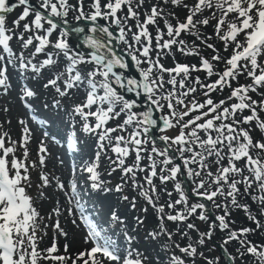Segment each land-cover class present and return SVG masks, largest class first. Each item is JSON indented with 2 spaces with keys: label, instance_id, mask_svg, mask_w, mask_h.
<instances>
[{
  "label": "snow or ice",
  "instance_id": "6c2138e0",
  "mask_svg": "<svg viewBox=\"0 0 264 264\" xmlns=\"http://www.w3.org/2000/svg\"><path fill=\"white\" fill-rule=\"evenodd\" d=\"M146 2L148 0H103V2L102 0H92L94 12L86 18L91 21H96L98 17L109 19L111 23L118 26L119 39L124 41L129 49L133 48V42L141 45V48L136 51L140 52V55L145 58L144 62L148 64V67L142 71L144 78L143 90L157 108L163 110L166 107L171 110L167 115L161 117L164 129H177L174 136L164 135L161 137L164 141L169 142L164 149H158L153 141L151 153L165 157L162 163L168 165L173 163L172 159L168 157V149L176 145L183 166L187 169V175L190 178H200L193 191L197 196H203L209 201H212L218 195H226L232 198L231 202L234 206H238L235 194L239 192L238 185L241 184L245 186V192L256 185L258 191L264 193V138L254 139L252 135V131L256 129L264 134V118L260 115L264 112V0H194L191 5L186 3L185 0H170L172 5L187 9L188 14L181 21L178 17H175L174 13H171L170 15H173L177 21L175 24L167 19L164 20L168 39H162L164 32L158 26L155 37L149 31L148 26L157 25V18L162 15V9L157 4H152L150 10L143 13L144 19L141 20V10ZM161 2L168 3L169 0H161ZM28 5L29 0H18V4L11 6H9L7 0H0V12H9L17 6H25L20 15L12 21L13 25L18 27L21 21H25L30 15V6ZM70 7L68 0H41L40 8L48 14L45 15L44 12L31 9L34 13V19L31 24L24 23L23 28L25 32H31L32 25H34L35 29L43 28L47 35H29L25 39L24 34L21 33L18 38L24 48L33 45L34 40L38 41L32 55L44 52L47 46L63 51V55L69 60L65 73H58L54 78L49 79L45 87L53 86L61 96H65L68 94V90L78 87L80 83H87L90 90L86 94V102L75 105L73 111L81 116L84 121H88L90 117L95 118L94 127L85 122L83 131L86 133L95 132L98 135L99 142H101V149L104 148L103 142L107 141L112 152L117 154L120 165L124 164L122 157H127L130 154L129 145L135 148L136 163L133 166L125 167L123 172L125 174L133 173V185L138 186L133 169L139 168L140 153L147 151L144 146L149 144V139L141 137L142 135L147 137L151 126L156 124V120L152 118L151 110L140 114L143 119L137 120L138 114L131 112L135 102L130 103L125 100L109 82V74H112L116 83L120 84L121 78L113 72V67L115 65L122 68L127 66L116 53H112V58L107 59V62H105V56H98L95 53L92 54L91 60H86L82 55H69V45L65 39H57L55 42L49 40L48 37L59 28L53 17H66ZM77 10L80 12V15L76 17L77 19L85 16L82 0H80V6ZM206 11L208 15H204ZM121 12L125 14L123 16L118 15ZM129 20L134 21V23L130 25ZM42 21L46 22V28ZM197 25L210 26L212 28L211 35L202 36L198 33V30L194 33L193 29H196ZM10 31L6 27L5 16L0 15V46H2L4 52L9 53L11 56L10 41L13 39L14 33L9 34ZM92 31L96 32L97 27L94 26ZM99 31L106 33L108 37L113 35L108 27H99ZM182 33L196 35L197 39H200L207 48L212 49L215 54L212 56L211 61L201 57L199 67L186 64L165 67L160 63V51L155 52V59L150 56L154 48L162 51L171 49L176 44L184 45L185 41L183 39H177ZM66 35L65 31H60V36ZM212 37L223 43L225 52L231 48L229 56L220 55L219 49L214 44L207 42ZM153 39H155L154 47ZM88 42L97 49L105 46L100 40L92 37H88ZM179 50L184 51L183 48ZM108 51L112 52V49L109 48ZM129 54L132 55V59L136 61L137 65L141 63L137 55L132 54V52ZM186 54L199 55V52L193 48ZM52 56L53 53H47L46 58L39 66L31 64L32 70L39 73L46 66L54 65L56 61L53 60ZM4 59L5 57L0 56V60ZM17 59L20 61L21 68L29 67V64L24 60L23 53ZM93 61L95 62L94 65L84 71L76 67L78 64L87 65ZM213 61L216 65L223 64V70L215 72ZM8 62L12 63L11 59ZM153 69H156L159 74L153 76ZM199 70L206 71L208 77L215 75L217 78L211 83L200 84L199 77H197L196 83L207 90L204 93L206 99L202 103L193 100L190 105H187L184 97H187L189 93H194L196 88L187 87L186 91L177 93L176 86L179 85V88L184 89L190 71ZM5 73L6 69L0 68V86L6 85L7 77ZM66 73L69 74L68 78L62 80L61 78ZM165 73L169 74L170 77L167 80L164 79ZM97 75L103 77L99 84L94 79ZM241 76H244L250 82L240 84L239 78ZM177 77H180V79L178 80ZM233 82H236L235 87H232ZM128 83L130 85L137 84V81L129 80ZM166 84L172 86L171 89L160 97L154 98L157 92H164ZM98 87L102 89V94H98ZM225 87L231 89L228 97L214 102L209 93L223 91ZM250 93L258 94L261 99H253ZM24 95L33 97L35 93L26 89ZM161 99L165 103H160ZM56 106H59V101L56 102ZM177 106H183L185 110L177 112ZM85 109H88V111H85ZM245 111L249 114L244 115ZM196 112L199 114L185 120L186 117L190 116V113ZM125 113L127 115L123 123H118L115 127L106 126L108 121L119 118ZM237 115H239V119H237ZM134 121L137 130L130 133L127 140L124 135H115L114 137L110 135L111 133L124 131L126 126L133 125ZM253 122L254 127H243V125H253ZM23 132V158L16 155L17 142H10L7 134L0 135V264H42V262H48V264H105V261L107 264H121V261L122 264H143L141 258H129L132 256V250H129L127 256L122 258L114 247L113 241L103 235L102 230H99L91 220L83 215L80 219L87 228L85 243L91 242L92 246L90 248L71 253L69 252L70 244L66 242L63 245V253H61L56 238H53L49 247L39 249L38 241L42 240L43 237L38 236V232L42 230L41 221L44 218L35 206L34 198L28 193V188L31 187L29 168L35 167L36 162L33 161L31 165L26 162L25 158L28 156L27 141L30 138L29 129L25 127ZM201 133L204 135L201 136ZM70 140L72 145L75 146L77 141L74 134ZM39 152L41 153L39 164L44 165V154L47 149L43 144H41ZM99 155L100 153L97 152V161ZM149 159H152L151 155H149ZM240 162H242V165ZM97 168L98 163H93L86 168L92 181L91 187L104 192L111 191V189L102 188L103 181L100 180ZM151 169V174L145 177L150 185L152 184V177L156 175L154 160ZM140 170L143 171V169ZM168 171L170 175L161 176L162 180L175 178L181 172V165L174 164ZM246 172L247 175H245ZM236 177H240V179ZM51 183L48 175L42 173L38 185L40 190L36 199L46 196L43 189L50 187ZM57 187L61 190L65 189L62 182H58ZM176 187L180 188V185L177 184ZM226 188L227 192H225ZM152 190H155L154 186ZM116 191H122L121 185L116 186ZM142 195L152 203V197L147 192H143ZM66 196L69 197L70 204L74 203L77 209L81 208L75 182H72ZM123 199L127 200L128 197L125 196ZM253 199H256V197L254 196ZM259 200L264 203V195L259 196ZM184 202H186V196L181 192L180 199L176 200L174 204H168L167 207L174 208L175 205ZM132 206H135L134 203ZM204 207L203 203L193 204L187 215H192L197 212L198 208L203 209ZM216 207L219 208L221 205L218 204ZM224 208L225 214L217 217L221 230L229 228V224L225 220V216L228 215L227 206L225 205ZM244 208L247 210V205ZM66 211L72 214L73 209L67 208ZM158 211L163 213L164 206L161 205ZM54 212L59 214V209H54ZM200 218L205 219L206 217L201 214ZM112 219L118 221L120 217L113 212ZM164 219V216L160 217V231L149 234L153 239L160 235H167L171 239L172 233L168 232L163 225ZM166 219L173 222L184 221L187 216L176 213L167 215ZM72 223L75 224L76 221L73 220ZM257 226H259L258 221ZM47 227L48 225H44L45 229ZM53 227L59 235L64 237L65 241L68 240V233L60 227L59 219L56 220ZM187 227L193 229L195 225L188 224ZM249 231H251L249 228L239 229L240 234ZM183 234L186 235V233ZM204 236L210 237L211 232L202 233L198 241L199 244L204 243ZM132 239V237H128L129 242ZM231 240H239L241 246L246 245V252L255 255L260 264H264V251H259L257 246L252 245L251 242L240 240L237 231H230L224 243L227 244ZM175 247L186 257H195L197 254V248L191 244L185 247L176 244ZM200 255L203 256V253H200ZM240 255L243 256L244 253H240ZM171 264H187V262L183 257L173 255ZM207 264H214V262L208 260Z\"/></svg>",
  "mask_w": 264,
  "mask_h": 264
},
{
  "label": "rangeland",
  "instance_id": "374dc122",
  "mask_svg": "<svg viewBox=\"0 0 264 264\" xmlns=\"http://www.w3.org/2000/svg\"><path fill=\"white\" fill-rule=\"evenodd\" d=\"M7 2L9 6L18 4V0H7ZM29 2L35 4V7L39 8L41 12H46L44 9L40 8L41 0H29ZM68 2L71 7L68 10V18H65L63 23H65V21L71 22L76 20V17L80 15V12L77 10L80 6V0H68ZM185 2L191 5L194 3V0H185ZM152 4H157L158 7L162 9V15L157 18V25L148 26L149 31L153 37H155L158 26L161 31L164 32L162 39H168L164 20L167 19L172 24H175L177 22L176 19L173 15H170L171 13H174L175 17H178L179 20L183 21L188 14V10L182 6L177 7L172 5L170 0L168 3H163L161 0H148V2L145 3L144 8L141 10V20L144 19L143 13L149 11ZM82 8L85 14L82 18L91 15L94 12L92 0H82ZM22 10L23 6H17L9 12H0V15L5 16L6 27L11 30L9 34L14 33L13 39L10 41V47L12 48L11 56L9 53L4 52L2 46H0V56L5 57L4 60H0V68L6 69L5 75L7 77L6 85L0 86V135L7 134V137L10 138V142H17L16 155L23 158V129L25 127L29 129L30 138L27 141L28 156L25 159L29 165L35 161L36 166L29 168L31 187L28 188V193L34 198L35 206L40 212V215L44 218L41 221L42 230L38 232V236L43 237L42 240L38 241L39 249H46L49 247L53 238H56L57 246L61 253H63V245L66 242L70 244L69 252L71 253L90 248L92 246L91 242L87 244L85 243L87 228L80 219L81 215H83L91 220L99 230H102L103 235L113 241L114 247L122 258L127 256L129 250H132V256L129 258H141L143 259V264H171V257L173 255L183 257L187 264H207L208 260L213 261L214 264H227L223 257L221 259L217 257L219 253H216L212 247L210 248L205 242L199 244L198 241L201 238V234L208 232H211V242H215L219 246H222L226 253L229 254L234 264H260L259 259L255 255L246 252V245L241 246L239 240H231L227 244L224 243L230 231H237L240 240L251 242L252 245H255L254 243L256 240H249L247 233L240 234L239 229L247 228V221L245 219L253 217L255 220H258L261 212H264L263 206H254L256 200L253 199V197H256L255 193L258 190L256 185H253L252 189L242 197L240 201L243 202H240L239 204V202L236 201L238 206H234L231 202L232 198L227 197L226 195H218L210 201L216 218L225 214L224 206H227L228 215L225 216V220L228 222L229 228L224 230H221V228L219 229L218 226L220 222L218 219V223L213 224L210 218L199 221L201 222V226H204V229L200 230V224H197L200 215L203 214L202 209L200 208L197 209L196 213L187 215L193 204L200 203L199 200H196L193 197L196 196L193 189L195 188L196 183L199 182L200 178H190L187 175V169L184 168V166V177L185 179L187 177V181L190 183L188 187L193 195L186 196V202L177 204L174 208L167 207L168 204H174L176 200L180 199L181 192L185 195L186 193L184 188H181L182 183H180L181 181L178 177L179 173L175 178H170L168 180L161 179V176L170 175L168 169L174 165L171 163L164 165L162 163V157L155 153H151V149L148 150L146 146L144 147L147 151L140 153L141 160L139 161V168L133 169L135 181L138 185L134 186L133 173L125 174L123 169L128 166H133L134 163H136L135 148L129 145L130 154L127 157H122V159H124V164L120 165L118 162V164H115L114 161L117 160V154L112 152L108 142H103L104 148L101 149V142L98 140V135L95 132L86 133L83 131V124L85 122L94 127L95 118L90 117L88 121H84L81 116L73 111L75 105L86 102V94L90 90L87 83H80L78 87L68 90V94L65 96H61L53 86L49 85L48 87H45L49 79L54 78L58 73H65L69 60L63 55V51L57 50L51 46H47L42 53L32 55L35 46L38 44V41L36 40H34L33 45H29L27 48L22 47V43L18 38L21 33L24 34L25 39H27L29 35H47L43 28L35 29L34 25H32L31 32L24 31V23L31 24L34 19V13L32 11H30L29 17L25 21H21L18 27L14 26L12 21L20 15ZM124 14V12L118 13V15L121 16ZM204 15H208V12L206 11ZM101 19L106 25H111L112 29H114V25L109 19L103 17H101ZM42 23L45 24L46 28V22L42 21ZM128 23L131 25L134 21L129 20ZM96 26L99 27L100 25L97 24ZM90 28L93 27L88 26V32H90ZM61 30L63 29L59 26L58 30L48 37L49 40L55 42L57 39H65L69 45V55H82L76 50V45L71 41L69 33L66 32V36H60ZM114 30L118 32L119 28ZM133 30L135 31L136 29ZM197 30L202 36H210L212 32L210 26L206 27L197 25L196 29H193V32L195 33ZM94 33L103 39L102 33L97 31ZM186 38L188 39L187 45L190 46L185 47L184 45L176 44L173 45L171 49H164L162 51L154 48V51L150 53V56L155 59V52L160 51V63L165 67H174L176 64H186L190 66L197 65L199 67L201 57L207 58L211 61L212 56L215 54L212 49L207 48L206 45L202 43L200 39H197V36L194 34L182 33L177 39L186 40ZM207 42L214 44L216 48L219 49L220 55L224 57L230 55L231 48L225 52L223 50V43L215 37H212V39H209ZM119 45L120 48L123 51H127L128 54L132 52V54L138 56L141 60L138 68L141 71L148 67V64L144 62L145 58L140 55L139 51H136L141 48V45L133 42L132 49H129L124 41H121ZM177 45L179 46V48H176L178 50L174 49ZM154 46L155 39H153V47ZM181 48L184 49L183 52L179 50ZM193 48L199 52V55L186 54ZM95 49L97 52L99 51L103 53V56H108L110 59L112 58V56L109 55V52L106 53L102 47ZM21 53H23L25 62L29 64V67L27 68L20 67V61L17 57H19ZM47 53H53L52 58L56 63L54 65L46 66L41 69L39 73L34 72L31 68V64H37V66H39V64L46 58ZM84 57L86 60H91L89 56ZM9 59H11L12 63L8 62ZM94 63L95 62L93 61L91 64L87 65L78 64L76 67L77 69L84 71L86 68H91ZM213 64L215 72L222 71L224 68L223 64L216 65L214 61ZM158 74V71L153 69V76ZM68 76L69 74L66 73L61 79H66ZM197 77H199L200 84L211 83L217 78L215 75L208 77L204 70L190 71L185 82L186 87L181 89L179 88V85L176 86L177 93L186 91L187 87H195L196 90L200 92L199 96L193 95L190 97L191 93H189L187 97H184L185 104L187 105H190L193 100L202 103L206 99L204 93L207 90L201 88L200 84L196 83ZM169 78V74L165 73L164 79L167 80ZM94 79L99 84L103 77L97 75ZM177 79L179 80L180 77H177ZM111 80L112 87L117 89V83H115L114 78L111 77ZM249 82L250 81L244 76L239 78L240 84H246ZM60 86L63 87L62 84H60ZM235 86L236 82H233L232 87ZM171 87L172 86L166 84L164 92H157L156 97L154 98H158L165 94L166 91L171 89ZM26 89L32 90L35 95L33 97L25 96L24 91ZM230 91L228 90L224 94L223 99L228 97ZM97 92L98 94H102V89L98 87ZM211 93H209V95ZM250 95H252L253 99H261L256 93H250ZM57 101H59L58 107L56 106ZM160 103L163 104L165 101L161 99ZM164 109L161 110L157 108V116L162 117L167 115L168 112H165ZM93 110H95V108H93ZM180 110L181 111L179 112H182L185 108L181 106ZM85 111H88V109H85ZM132 111L138 114L136 117L137 120L143 119L142 115H140L144 113L143 109L142 111ZM196 114L199 113H190V116L186 117L185 120ZM247 114L249 113L245 111L244 115ZM126 115L127 113L122 114L119 118L108 121L106 126L115 127L118 123H123ZM239 118V115H237V119ZM243 127H254V122L253 125H243ZM135 130L137 129L134 121L133 125H127L124 131L111 133L110 135L113 137L115 135H124L127 140L129 134ZM176 133V128H170L165 131V133H162V136H174ZM73 134L77 141L75 146L72 145L70 140V138L73 137ZM203 135L204 134L201 133V136ZM252 135L254 139L264 138V135H262L258 129L252 131ZM141 138L147 137L142 135ZM41 144L47 149V152L44 154V165L39 164V156L41 155L39 148ZM172 148L176 150L177 146L173 145ZM97 152L100 153L98 161L96 160ZM176 152L178 151L176 150ZM149 155L152 156V159H149ZM185 155H187V153H185ZM179 156L181 159L180 153ZM153 160L156 163V175L152 177V184L150 185L145 180V177L151 174ZM93 163H98L97 171L99 172L100 180L103 181L102 188L111 189V191L104 192L103 190H97L91 187L92 181L86 168ZM240 163L242 165V162ZM107 168L111 169V171ZM140 169H143V171ZM118 170L121 171L119 174L117 173ZM42 173L47 174L52 183L50 187L43 189L46 196L41 199H36L40 190L38 185L40 184V176ZM247 174L248 173L246 172L245 175ZM236 178L240 179V177ZM58 182H62L65 185L64 190L57 187ZM72 182H75L79 194L80 209H77L74 203L70 204L69 197L66 196V193L71 188ZM177 184L180 185V188L176 187ZM117 185H121L122 191H116ZM153 186L155 189L154 191L152 190ZM238 187L242 190L245 189V186L242 184L238 185ZM143 192H147L148 195L152 197V203L142 195ZM225 192H227V188L225 189ZM125 196L128 197L127 200L123 199ZM133 203L135 205L134 207L132 206ZM242 203L244 206L247 205V210L250 211L249 214H246L247 212L245 211L244 206H242ZM218 204L221 205V207H216ZM161 205L164 206L163 213L158 211V208ZM56 208L59 209V214L54 212V209ZM67 208L73 209L72 214H69L66 211ZM113 212L120 217V220L116 221L112 219ZM176 213L185 214L187 219L176 222L168 221L166 219L167 215ZM161 216L165 217L163 225L167 228L168 232L172 233L171 239H169L167 235H160L155 239L149 235L152 232L160 231ZM57 219H59L60 227L68 233L67 241H65L64 237L59 235L53 227ZM73 220L76 221L75 224L72 223ZM188 224L195 225V228L189 229L187 227ZM44 225H48V227L45 229ZM183 233H186V235ZM259 233L260 232L255 231L254 236L259 237ZM128 237L133 238L131 242H129ZM205 237L208 236H204L203 239ZM176 244H179L181 247H185L188 244L193 245L197 248L196 256H184V254L175 247ZM214 246L217 248L216 245ZM259 248L261 249L259 251H264V247ZM137 253L139 254L138 256ZM200 253H203V256H201ZM240 253H244V255L241 256ZM42 264H48V262H42ZM105 264H107L106 261Z\"/></svg>",
  "mask_w": 264,
  "mask_h": 264
},
{
  "label": "water",
  "instance_id": "95a60500",
  "mask_svg": "<svg viewBox=\"0 0 264 264\" xmlns=\"http://www.w3.org/2000/svg\"><path fill=\"white\" fill-rule=\"evenodd\" d=\"M88 23V22H86ZM85 23V24H86ZM84 25L81 23H77L76 25H68L66 26V30L71 33V38L72 40L77 44L76 48L83 53L84 56H92L93 51H88L86 52L82 45H83V39H84V33H81V29L80 27ZM116 44H114V52L120 57L122 58L123 62L127 65L126 67H123V71L125 72V75H120L121 78V83L118 85L120 88V93H122L121 95L124 97L125 100H127L128 102H135L132 106V109H136V110H142L144 112H148L149 110H151L150 114L152 116L153 119L156 120V124L151 126L150 131L148 133V136L155 141L156 143H158L160 146H162L163 148L167 147L168 143L166 141H164L161 138H158L156 135H154L157 131V129L159 130H164V123L163 121L159 120L156 116L157 114V109L153 107L152 102H149V100L147 99L148 94L144 92L142 84L144 82V78L141 74L140 71H138L137 67L135 66V61L132 59L131 56H128L127 53L119 51L118 49V43L120 42L119 40V35H116ZM98 56H101L99 53H95ZM107 62V60L105 61ZM113 72H115V68L113 67ZM112 75V74H109ZM117 75V73H116ZM113 76V75H112ZM114 77V76H113ZM115 79V77H114ZM135 80L137 81V84H135L134 88H131L128 86V82L127 80ZM123 88H125L126 92L125 93L123 91ZM131 109V110H132ZM168 157L172 159L174 164H179L181 165L182 163L180 162L179 157L177 156L176 152H173L170 148L168 149ZM180 178H181V183L183 184V188L185 190V193H187L188 195L191 194L189 193V187L188 184L189 182L185 179L184 177V172H182V166H181V172H180ZM197 199H200L203 204L205 205V207L203 208V213L205 217H211L212 221L214 224H216V218L214 216V212H212L211 210V206H210V202H208L207 200L203 199L202 197L198 196L195 197ZM220 251L224 254L223 256L226 258V261L228 264H233L231 258L228 257V254L225 252V250L221 247Z\"/></svg>",
  "mask_w": 264,
  "mask_h": 264
},
{
  "label": "trees",
  "instance_id": "16d2710c",
  "mask_svg": "<svg viewBox=\"0 0 264 264\" xmlns=\"http://www.w3.org/2000/svg\"><path fill=\"white\" fill-rule=\"evenodd\" d=\"M185 41V44H184V46L186 47V46H190V45H187V43H188V39L186 38V40H184ZM177 48H179V46L177 47ZM176 50H178V49H176ZM227 91V88H224L223 89V91H216V92H214V94H212L211 95V97H212V99H214V101H218V100H221L222 99V97H223V95H224V92H226ZM180 107L179 106H177V110L179 109ZM164 111L165 112H170V111H167V109H164ZM260 115H261V117L262 118H264V112H262V113H260ZM146 146V148H149V149H151V146H152V142H150L149 141V144H147V145H145ZM157 146V145H156ZM158 147V149H162V148H160L159 146H157ZM162 157V156H161ZM162 159L164 160L165 159V157H162ZM115 164H118V163H115ZM135 164V163H134ZM116 171V170H115ZM121 171L120 170H118L117 171V173L119 174ZM247 194V192L245 193V191L244 190H242V189H239V192L237 193V194H235V199H236V201H238L239 202V204H240V202H243V201H240L241 199H242V197L243 196H245ZM256 202H255V204H254V206H256V207H261V206H263V208H264V203H262L260 200H259V196H261V195H264V193H260L258 190L256 191ZM187 199V198H186ZM242 206H244V204L242 203ZM248 208V207H247ZM245 209V208H244ZM247 213L246 214H249L250 213V211L249 210H245ZM246 221H247V223H246V225H247V228H249V229H251V231H249L248 233H247V235H248V238H249V240H252V239H255L256 241H255V245L256 246H259V247H264V212H261V214L259 215V217H258V220H255V218L253 219V217L252 218H248V219H245ZM257 221L259 222V226H257ZM198 225H199V229L200 230H203L204 229V226H201V222H198L197 223ZM260 232L259 233V237H256V236H254V232ZM254 241V240H253ZM204 242H205V244H207L210 248L212 247V249H214V251L216 252V253H219L218 254V258L219 259H221L222 258V254L218 251V249L217 248H215V244L214 243H212L210 240H209V238L208 237H205L204 238ZM259 247H257L258 248V250H261Z\"/></svg>",
  "mask_w": 264,
  "mask_h": 264
},
{
  "label": "flooded vegetation",
  "instance_id": "af4514ba",
  "mask_svg": "<svg viewBox=\"0 0 264 264\" xmlns=\"http://www.w3.org/2000/svg\"><path fill=\"white\" fill-rule=\"evenodd\" d=\"M36 10H39V8L38 9H36ZM40 11V10H39ZM44 14H46V12H44ZM98 23V25H100L99 27H105L104 25H102L101 23V21H97ZM97 24H95L94 26H96ZM97 27V26H96ZM98 27V28H99ZM107 27H108V29H110L109 28V26L107 25ZM88 26L86 27V29H85V31H87L88 29ZM103 36H104V38L102 39V38H95L94 36H93V34L90 32V33H88L87 34V36H86V39H85V45H84V47H85V49H87V50H96L88 41H86L87 40V38L88 37H92L93 39H98V40H100L101 41V43L103 44V45H105L104 47H102V49H104L105 51H106V53H108L109 51H108V49L109 48H111L112 49V47H113V43H115V38L113 37H108L107 36V34L106 33H104L103 34ZM109 44V45H108ZM108 45V46H107ZM112 53H114L113 52V50H112V52H109V55L110 56H112ZM106 57V56H105ZM107 59H110V58H108V56L106 57ZM115 66H117V68L120 70V66L119 65H115ZM117 90V89H116ZM119 92V91H118Z\"/></svg>",
  "mask_w": 264,
  "mask_h": 264
},
{
  "label": "bare ground",
  "instance_id": "6f19581e",
  "mask_svg": "<svg viewBox=\"0 0 264 264\" xmlns=\"http://www.w3.org/2000/svg\"><path fill=\"white\" fill-rule=\"evenodd\" d=\"M80 176V175H79Z\"/></svg>",
  "mask_w": 264,
  "mask_h": 264
}]
</instances>
